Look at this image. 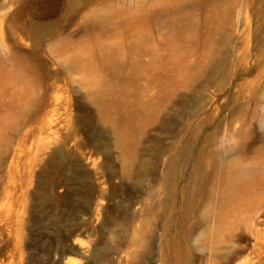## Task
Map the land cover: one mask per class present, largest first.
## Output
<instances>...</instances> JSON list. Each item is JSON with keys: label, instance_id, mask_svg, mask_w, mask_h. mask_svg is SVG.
Masks as SVG:
<instances>
[{"label": "rangeland", "instance_id": "374dc122", "mask_svg": "<svg viewBox=\"0 0 264 264\" xmlns=\"http://www.w3.org/2000/svg\"><path fill=\"white\" fill-rule=\"evenodd\" d=\"M223 216L250 260L264 0H0V264H212Z\"/></svg>", "mask_w": 264, "mask_h": 264}, {"label": "bare ground", "instance_id": "6f19581e", "mask_svg": "<svg viewBox=\"0 0 264 264\" xmlns=\"http://www.w3.org/2000/svg\"><path fill=\"white\" fill-rule=\"evenodd\" d=\"M244 178L245 177H244V173H243V174L239 175L238 177H235V180H236V182L237 181H240L241 184L245 185L246 183H245V179ZM232 185H234V184H232ZM224 213H227V212H224ZM216 217L217 216H215L214 219H216ZM218 217H219V215H218ZM225 217H227L226 214H225ZM225 217L223 216V219L221 218V222L219 224H216L217 222L215 223L214 221H212L214 223V225L213 224L211 225L213 227L211 229V234H210L211 236H210V243H209V245H210L209 251H211L210 254L211 253L214 254V255L211 254L213 256V257L211 256L212 257L211 258L212 264H230V262H228L227 252H224L222 256L219 255V252H221L220 251V248H223L222 244L224 245L227 242V240L229 239V237L232 235L231 234L232 230H231V232H229L230 231L229 228L231 229V227H232L231 226L232 225L231 220L230 219L226 220ZM248 220H250V218L249 219H246V224H244V225H245V227H247V230L248 231H250L252 233L255 232V236H256L257 240L260 242V244H258L259 249L255 250V252L253 251L254 252L253 253V257L250 258V260H247V259H245L243 257H240V258H238L236 260V262L234 264H264V261L261 260V262H260L259 260H257L259 256H260V259H263V258H261V255H260L261 252H262V249L264 248V237H263V233H261L259 230L258 231L257 230L254 231V225H253V223H250ZM215 221H218V219L215 220ZM234 223L235 222H233V224ZM223 224L224 225H227V226H230V227H228L227 229H225V227L222 226ZM234 227H236V226H234ZM225 231H228L229 234L228 233L225 234ZM237 237H239V236H237ZM225 249L227 250V248H225ZM221 258L222 259H225L226 261L223 263L222 261H220ZM232 263H233V260H232Z\"/></svg>", "mask_w": 264, "mask_h": 264}]
</instances>
